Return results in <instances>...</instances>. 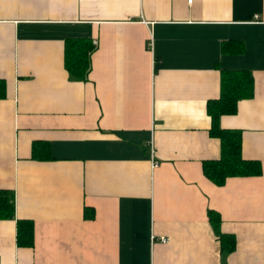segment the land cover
<instances>
[{"label": "crops", "instance_id": "crops-1", "mask_svg": "<svg viewBox=\"0 0 264 264\" xmlns=\"http://www.w3.org/2000/svg\"><path fill=\"white\" fill-rule=\"evenodd\" d=\"M67 39L97 42L85 81ZM221 71L251 76L217 124L259 173L216 186ZM0 191V264H264V0H0Z\"/></svg>", "mask_w": 264, "mask_h": 264}, {"label": "trees", "instance_id": "trees-1", "mask_svg": "<svg viewBox=\"0 0 264 264\" xmlns=\"http://www.w3.org/2000/svg\"><path fill=\"white\" fill-rule=\"evenodd\" d=\"M91 43L84 39H67L64 42V69L71 80L85 81L89 71ZM225 47H222V51ZM252 96V79L248 72L221 71L219 98L206 103V113L210 118L208 134L219 142V158L216 161L204 162L203 176L216 186H221L230 177L255 176L259 166L255 162L245 161L240 156V133L236 130H222L217 121L221 115L235 112L238 100ZM34 151V148L33 150ZM33 158H36L33 155ZM14 197L10 191H0V220L13 218ZM208 220L217 233L218 218L209 213ZM18 244L31 246L32 227L29 222L16 221ZM223 253L233 250V239L217 235Z\"/></svg>", "mask_w": 264, "mask_h": 264}, {"label": "built area", "instance_id": "built-area-1", "mask_svg": "<svg viewBox=\"0 0 264 264\" xmlns=\"http://www.w3.org/2000/svg\"><path fill=\"white\" fill-rule=\"evenodd\" d=\"M189 1H190V0H189ZM96 44H97L96 41H92V47H95ZM156 166H157V164H156L155 162L151 161V165H150L151 170L154 169V168H156ZM161 242L164 243V242H166V240L161 239Z\"/></svg>", "mask_w": 264, "mask_h": 264}]
</instances>
